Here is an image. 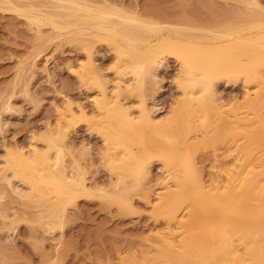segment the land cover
Segmentation results:
<instances>
[{
    "label": "rangeland",
    "instance_id": "obj_1",
    "mask_svg": "<svg viewBox=\"0 0 264 264\" xmlns=\"http://www.w3.org/2000/svg\"><path fill=\"white\" fill-rule=\"evenodd\" d=\"M77 1L95 10L111 11L108 18L112 21L120 20L113 12L139 16L162 24L165 34L171 28L175 34L174 26L204 42L224 34L228 25L246 34L244 26L253 12L261 13L264 20V0ZM71 7L60 0H0V162L9 154L29 150L35 139L42 140L43 134L67 114L68 107L74 113L67 119L71 133L60 167L74 180V193L61 203L60 210L53 193L42 200L33 197L24 202L0 176L4 195L0 201V264H156L152 258L162 245L161 237L180 232L176 221L155 211L161 197L174 189L173 183H167L168 170L158 156L146 160L148 172L139 182L136 179L142 172L126 176L110 168L111 159L125 156V151L105 141L104 113H92L96 93L88 86L103 76L117 82L123 76L116 74L121 68L125 77L132 78L128 89L120 91L121 101L128 99L135 107L147 101L152 110L168 111L180 99L179 63L166 55L156 79L148 76L140 80L127 71L128 60L118 56L114 44L98 37L101 31L86 28L83 33L75 29L60 32L31 19L53 17L65 25L73 20L68 17ZM245 86L218 84V96L228 105L223 110L245 106L247 97L257 99L258 87ZM213 107L207 124L190 133L192 148L186 154L208 187L227 182L243 162L246 147L254 164L259 165V158L264 157V143L256 138L259 110H248L251 120L224 135L219 109ZM252 134L256 136L249 141ZM131 146L141 153L138 144ZM121 195L124 201H115ZM187 211L182 215L187 224L185 236L193 228L197 230ZM181 238L176 237V245Z\"/></svg>",
    "mask_w": 264,
    "mask_h": 264
},
{
    "label": "bare ground",
    "instance_id": "obj_2",
    "mask_svg": "<svg viewBox=\"0 0 264 264\" xmlns=\"http://www.w3.org/2000/svg\"><path fill=\"white\" fill-rule=\"evenodd\" d=\"M60 1L70 3L68 17L73 20L61 25L53 17L35 16L32 21L38 25L50 24L60 32L75 29L83 33L86 28L101 31L98 37L114 44L118 56L128 60L127 71L140 80L148 76L156 79L166 55L174 56L179 63L180 99L168 111L161 108L153 111L147 101L139 107L128 99L122 102L120 91L128 89L132 78L125 77L121 68L116 74L123 76L119 80L115 78L117 82L112 83L103 76L88 86V90L94 89L96 93L92 113L95 116L104 113L105 141L125 151V156L111 159L110 168L126 176L142 172L136 179L139 182L148 172L146 160L158 156L168 170L170 181L167 183H173L174 189H168L167 195L161 197L155 211L176 221L180 232L161 237L162 245L152 260L156 264H174L175 261L181 264H264V157L259 158V165L254 164L246 147L243 162L227 177L228 183L208 187L192 159L186 156L192 148L190 133L207 124L213 106L219 109L220 131L224 135L232 134L235 128L251 120L248 110H259L256 138L264 143V93L261 95L264 91V20L261 13L253 12L249 24L244 26L246 34L228 25L224 34H215L212 40L204 42L174 26L175 31L182 32L173 34L171 28L165 34L162 24L139 16L113 12L120 20L112 21L108 18L111 11L95 10L77 0ZM220 83L254 84L258 87L257 99L252 101L247 97L245 106L230 108L227 112L223 110L227 103L218 96ZM73 115L72 108L68 107L67 114L43 134L42 140L35 139L29 150L9 154L0 162L2 180L24 202L33 197L36 201L42 200L53 193L56 209L60 210L61 203L73 197L74 180L61 169V157L71 133V121L67 119ZM254 134L248 136L249 141L256 136ZM131 143L138 144L142 154L134 152ZM152 147H156V151H152ZM1 198L4 195L0 192V201ZM122 199L124 201L123 195L117 196L115 201ZM185 210L197 225V230L193 228L187 236V224L182 220ZM178 236L182 238L176 245Z\"/></svg>",
    "mask_w": 264,
    "mask_h": 264
}]
</instances>
